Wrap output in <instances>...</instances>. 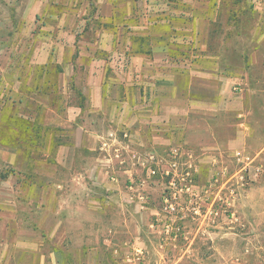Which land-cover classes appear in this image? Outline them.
I'll return each mask as SVG.
<instances>
[{"label":"crops","instance_id":"obj_1","mask_svg":"<svg viewBox=\"0 0 264 264\" xmlns=\"http://www.w3.org/2000/svg\"><path fill=\"white\" fill-rule=\"evenodd\" d=\"M0 22L12 29L10 42L0 36V138L15 130L0 142L14 171L0 201L23 215L0 225V264L124 262L136 241L110 236L117 223L102 215L111 193L134 203L125 181L137 151L158 161L214 122L226 148L264 133V0H26Z\"/></svg>","mask_w":264,"mask_h":264},{"label":"rangeland","instance_id":"obj_2","mask_svg":"<svg viewBox=\"0 0 264 264\" xmlns=\"http://www.w3.org/2000/svg\"><path fill=\"white\" fill-rule=\"evenodd\" d=\"M3 1L0 20L13 18L26 0H18L11 10L2 5ZM11 35L12 29L0 22V36L8 37L5 41L10 42ZM263 114L259 111V123L264 122ZM213 131L212 135L199 134V141L191 144L185 143L183 135L180 148L166 146L162 158L161 150L157 151L158 161H142L143 155L147 157L146 150L137 151L141 159L129 160L132 180L125 184L132 186L134 203L125 207L121 198L111 193L105 204L108 210L102 215L103 221H110L109 226L117 223L118 228L110 236L136 241L128 260L117 264H264V147L255 148L264 133L257 134L256 140L252 133L251 147L234 149L220 146L215 122ZM5 133L6 140L0 138V142L12 144L10 131ZM22 141L23 146L30 143L27 135ZM25 160H20L22 168ZM36 162L39 177L49 173L45 163L40 166L41 162ZM56 172L65 175L59 168ZM12 173L9 166L0 163V177L8 174V178ZM3 178L2 187L6 186ZM36 180L44 183V178ZM15 185L16 178L9 188ZM20 185L22 190L17 193H37L33 185ZM77 185L73 183L69 188L77 193ZM62 192L64 189L57 193ZM21 202L24 208L34 203L25 199ZM22 216L19 212L14 215L13 208L0 201V225L21 220Z\"/></svg>","mask_w":264,"mask_h":264},{"label":"trees","instance_id":"obj_3","mask_svg":"<svg viewBox=\"0 0 264 264\" xmlns=\"http://www.w3.org/2000/svg\"><path fill=\"white\" fill-rule=\"evenodd\" d=\"M21 127L20 129H21V131H22V133H21V138H24V136L25 135H27V136H31L30 134H28V133H26L25 131H27L28 130V128H29V123H24V122H21V123H16V127ZM6 130H8V131H10L11 133H13V131H15L13 128L12 129H9V128H6V127H3V128H1V132L3 133V132H6ZM11 136H13L12 134H11ZM15 136V135H14ZM12 138V140H13V137H11ZM31 139V138H30ZM4 140H6V137L4 136Z\"/></svg>","mask_w":264,"mask_h":264},{"label":"built area","instance_id":"obj_4","mask_svg":"<svg viewBox=\"0 0 264 264\" xmlns=\"http://www.w3.org/2000/svg\"><path fill=\"white\" fill-rule=\"evenodd\" d=\"M110 137V136H109ZM117 157H118V155H117Z\"/></svg>","mask_w":264,"mask_h":264}]
</instances>
